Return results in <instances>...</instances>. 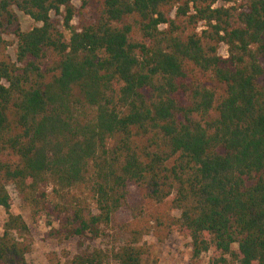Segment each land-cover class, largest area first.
<instances>
[{"label": "trees", "instance_id": "obj_1", "mask_svg": "<svg viewBox=\"0 0 264 264\" xmlns=\"http://www.w3.org/2000/svg\"><path fill=\"white\" fill-rule=\"evenodd\" d=\"M9 186L78 240L48 264H143L153 230L210 264H264V0H0V264H29ZM132 187L128 240L92 247Z\"/></svg>", "mask_w": 264, "mask_h": 264}, {"label": "rangeland", "instance_id": "obj_2", "mask_svg": "<svg viewBox=\"0 0 264 264\" xmlns=\"http://www.w3.org/2000/svg\"><path fill=\"white\" fill-rule=\"evenodd\" d=\"M18 17L24 31H30L37 26L30 17L21 12H18ZM2 36L4 39L16 43L13 28L3 32ZM10 54L15 58L16 45L10 48ZM221 54L223 56L227 55L226 47L221 49ZM131 191L130 207L114 217L112 225L108 229L110 237L92 244V247L111 248L128 240L129 236L123 231V227L126 224L135 222L134 218L138 215L142 206L141 194L134 187L131 188ZM9 192L14 200L11 213L22 216L31 229L32 250L27 256L29 264H48L54 258H59L65 262L73 259L79 253L78 240L63 242L55 239L51 232L53 229L58 228V224L53 223L51 218H43L38 224H35L30 209L22 202L15 187L9 186ZM145 207L148 208L146 205ZM144 216H141V218H144ZM7 219V212L0 207V235L4 232L3 228ZM142 244L150 247V254L144 258L143 264H210L211 254H205L198 260L194 259L190 239L179 233H172L162 240L160 235L153 230L151 235L143 238Z\"/></svg>", "mask_w": 264, "mask_h": 264}]
</instances>
